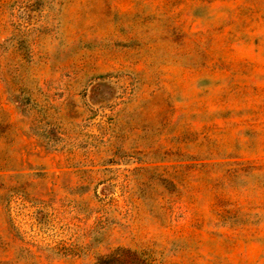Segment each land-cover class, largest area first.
<instances>
[{
    "label": "rangeland",
    "instance_id": "1",
    "mask_svg": "<svg viewBox=\"0 0 264 264\" xmlns=\"http://www.w3.org/2000/svg\"><path fill=\"white\" fill-rule=\"evenodd\" d=\"M0 264H264V0H0Z\"/></svg>",
    "mask_w": 264,
    "mask_h": 264
}]
</instances>
